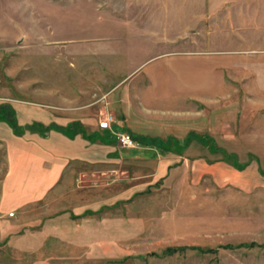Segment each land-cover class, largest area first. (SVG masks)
Here are the masks:
<instances>
[{
  "label": "rangeland",
  "instance_id": "374dc122",
  "mask_svg": "<svg viewBox=\"0 0 264 264\" xmlns=\"http://www.w3.org/2000/svg\"><path fill=\"white\" fill-rule=\"evenodd\" d=\"M192 43L224 55L259 56L264 0H0V101L15 114V124L8 118L5 124L23 135L53 112L85 106L99 112L108 94L134 86L137 76L128 75L148 58ZM236 89L241 141L228 151L244 163L264 155V93L239 83ZM109 113L116 120L108 110L101 122ZM189 164L155 179L111 171L110 163L103 173L76 162L79 172L88 171L76 177L86 191L75 200L107 202V220L85 234L93 250L99 234L107 242L108 259L98 264H264V186H221L208 176L193 182ZM9 180L19 186V177ZM16 259L12 254L13 264Z\"/></svg>",
  "mask_w": 264,
  "mask_h": 264
},
{
  "label": "crops",
  "instance_id": "0c3cea01",
  "mask_svg": "<svg viewBox=\"0 0 264 264\" xmlns=\"http://www.w3.org/2000/svg\"><path fill=\"white\" fill-rule=\"evenodd\" d=\"M192 44L148 58L128 75L130 80L137 76L134 86L118 91L116 85L117 96L108 94V105L99 112L90 106L53 112L36 120L38 130L23 135L5 124L7 118L15 124L14 106L0 101V264H13L12 254L16 264H98L108 259L101 234L94 250L85 235L107 220V202L75 200L86 191L75 185L76 177L88 171L79 172L76 162L103 173L110 163L111 171L155 179L184 170L190 162L193 182L208 176L221 186H264V155L252 152L253 158L240 163L236 151H228L241 141L236 83L264 93V49L259 56L224 55ZM108 110L116 120L104 128L100 122ZM117 131L132 134L136 146L121 150ZM251 135L243 137L245 144ZM38 164L45 169L35 170ZM118 164L126 168L118 169ZM13 174L19 177L17 187L9 180Z\"/></svg>",
  "mask_w": 264,
  "mask_h": 264
},
{
  "label": "built area",
  "instance_id": "2783aa9c",
  "mask_svg": "<svg viewBox=\"0 0 264 264\" xmlns=\"http://www.w3.org/2000/svg\"><path fill=\"white\" fill-rule=\"evenodd\" d=\"M114 121V116L113 114L109 113L107 118L105 120H102L101 126L105 127H110L111 128V123ZM116 140L120 147H127V148H132L136 146L135 139L133 138L132 134L124 131H117L115 132Z\"/></svg>",
  "mask_w": 264,
  "mask_h": 264
},
{
  "label": "trees",
  "instance_id": "16d2710c",
  "mask_svg": "<svg viewBox=\"0 0 264 264\" xmlns=\"http://www.w3.org/2000/svg\"><path fill=\"white\" fill-rule=\"evenodd\" d=\"M134 138V137H133ZM135 139V138H134ZM173 248H167V251H171ZM174 249H177V248H174ZM173 249V250H174Z\"/></svg>",
  "mask_w": 264,
  "mask_h": 264
}]
</instances>
